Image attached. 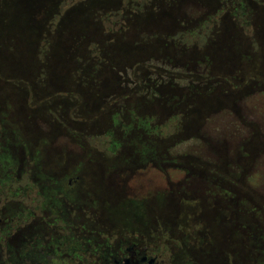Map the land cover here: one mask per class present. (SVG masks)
Here are the masks:
<instances>
[{
  "label": "flooded vegetation",
  "instance_id": "obj_1",
  "mask_svg": "<svg viewBox=\"0 0 264 264\" xmlns=\"http://www.w3.org/2000/svg\"><path fill=\"white\" fill-rule=\"evenodd\" d=\"M6 1L2 0V6ZM121 1H97L91 14L100 19L99 24L89 22L78 49L72 50L67 37L56 32L54 0H48L43 10L51 31L39 39L48 40L50 51L42 53L41 64L32 52L31 58L27 56L29 71L23 65L21 74L35 76L31 90L40 105H28L13 88L9 93L0 85V101L11 100L14 109L2 106L0 264H232L235 256L245 264L252 260L244 253L247 247L264 257L258 225V220L264 222V186L251 188L264 176L260 172L264 168V102L261 94L259 100L252 99L264 91V0H124L129 1L126 6ZM21 17L14 26L36 36L40 25L33 27L29 17ZM6 30L2 27V34ZM55 41L64 45L53 47ZM6 43L12 45L10 39ZM37 70H41L40 82ZM120 73L123 84L116 76ZM38 82L42 88L35 92ZM23 93L28 96L27 90ZM121 121L133 126L124 127ZM215 123L226 128L215 133L211 126ZM25 135H33L39 145ZM37 135H61L69 143L70 135L130 138L109 142L107 150H120L121 163H104L95 158L97 153H88L83 156L87 164L77 165L79 157L66 165L46 166L40 156L44 157L49 143ZM151 135H166L153 140L160 156L168 155L173 137L175 143L187 139L193 144L190 153L181 152L174 161L150 163V153L140 144L142 137ZM8 159L16 163V179L31 181L30 186L20 185L12 193L7 190ZM150 168L156 169L155 180L147 177L142 186L150 181L166 185L164 195L155 202L156 219L172 214L173 206L166 202L169 194L205 203L199 219L207 231L200 247H191L195 251H187V242V254L180 251L172 258L171 250L157 241L126 236L101 241L82 233L86 220L80 213L86 208L78 213V204L94 201V212L101 215L98 208L103 198L116 193V174L127 172L131 180L138 172L142 176L151 172ZM81 176L87 178L88 186ZM27 186L32 188L33 201L38 205L47 200L50 213L56 216L47 224L37 219L21 229L17 216L25 209L13 199L26 194ZM47 227L53 232L46 233Z\"/></svg>",
  "mask_w": 264,
  "mask_h": 264
},
{
  "label": "rangeland",
  "instance_id": "obj_2",
  "mask_svg": "<svg viewBox=\"0 0 264 264\" xmlns=\"http://www.w3.org/2000/svg\"><path fill=\"white\" fill-rule=\"evenodd\" d=\"M19 0H7L6 5L2 6V0H0V85L10 93V88H13L17 93L20 94V96H23L22 98L19 97L20 101L27 100L28 105L31 103L36 102V98L33 94L32 85L30 83H33V81L36 83L35 76H26L29 77L28 80H25L26 78L24 75H21L24 73V66L26 67V72L29 71V67L31 64V54L34 53V60H39L38 62L41 64L42 62V53L49 52V42H43L42 39H39V35H46L47 32H50V24L49 21L45 23L47 18V11L43 10V7L46 6V3H48V0H21L18 4ZM106 1L107 3H111L112 0H54L53 10L55 11V21H59L56 32L58 35L63 36L65 41L67 42V45H69V48L72 50L76 49L79 46L80 38L83 36V29L89 28V22L91 24H99V18L94 17L93 14H91V10L95 9L94 4L96 2ZM116 1V0H114ZM248 1V0H247ZM123 6H126L129 1H121ZM12 7L10 8V5ZM131 4V2H130ZM20 5V7H19ZM14 6L16 8V11H14ZM19 8V9H18ZM23 9V11H22ZM62 9V12L60 10ZM23 13L21 15H25L29 17L31 20V24L34 26L40 25L38 27L40 29L39 33L35 36L29 32L23 31L22 29H19L18 27L14 26L18 24V21H22V17L20 15V18L18 19V14ZM2 22H4L2 26ZM7 28L8 30L4 31V34H2V27ZM68 26V28L66 27ZM97 31L94 34H98L100 31L99 26L97 27ZM35 30L34 28H32ZM67 30V31H66ZM46 32V33H45ZM67 32V33H66ZM69 32V33H68ZM56 34V35H57ZM50 36V35H49ZM82 36V37H81ZM123 36V35H120ZM73 37V38H72ZM3 38V41H2ZM10 39L11 46L9 43H6V40ZM72 39V40H71ZM21 41V42H20ZM53 47L56 46H63L60 45L58 41L52 42ZM134 44V43H133ZM53 47H51L53 49ZM61 48V47H60ZM82 48V47H80ZM78 49V48H77ZM22 51V52H20ZM70 51V50H69ZM68 51V52H69ZM40 52V54L38 53ZM21 53V55H20ZM26 56V57H25ZM29 56L30 58H27ZM24 58V59H22ZM70 59V58H68ZM7 61L14 62L13 64L9 65ZM3 63L5 64L3 66ZM18 63V65H16ZM105 64H113L112 62H105ZM16 65V66H14ZM24 65V66H23ZM32 69V68H31ZM251 69V68H250ZM9 71H12L14 74L9 73ZM41 70H37V77L39 78V82L41 77ZM31 73V71H30ZM117 78L120 80L119 83L123 84V77L120 73L116 75ZM128 78H131V75H127ZM249 77V75L247 76ZM34 78V79H33ZM264 79V77H262ZM25 80V81H24ZM36 84L38 88H36L34 91L36 92L39 88H42V85ZM205 82V81H201ZM185 85V84H184ZM61 86V85H60ZM23 90L28 91V96H24ZM41 90V89H40ZM39 92L38 94H40ZM260 94L262 96V100L264 102V91L263 93L258 92V96H256L254 101H257L260 99ZM4 99V102L0 101V137H2V106H5L6 108H10L12 111H14L11 105V100ZM13 105H16V99L12 98ZM244 101V100H243ZM40 100L35 103V105H40ZM5 109V108H4ZM10 109H7L6 111H10ZM7 114V112H6ZM10 115V114H9ZM213 115H210V117ZM217 116L213 117L215 119ZM7 119V118H6ZM5 119V120H6ZM12 121L15 122V118H10ZM121 125L124 127H131L133 124L122 122ZM159 126V124H156ZM154 124V126H156ZM211 126H214L215 133H221L223 132L224 127L226 128V125H220V124H211ZM120 130V129H119ZM168 130V129H167ZM166 130V131H167ZM167 134V133H165ZM37 138H44V143H49L45 149L48 151H45L44 157L42 158V153L40 156V159L42 160V164H45L46 166L48 164H56V165H66L68 164L70 160L76 159L81 157L80 159H77V165L85 163L87 164V159L84 158V155H88V153H97L98 155L95 157L97 160L102 161L104 163L108 164H117L121 163L122 156L119 152L120 150L116 151V153H110L107 148L109 147V142L112 144L120 143L121 141L130 138L129 136L124 135H70V142L69 143L66 139H63V137L60 135V138L53 137V136H45V135H37ZM132 137V135H130ZM135 136V135H133ZM166 135H158L157 138L164 139ZM25 138L28 141L34 142V145H39L40 141H34L33 135H25ZM35 138V139H37ZM154 135H151L150 138H144L141 139V144L143 147L147 149V151L150 153L149 159L152 161L150 163H156V164H164L167 161L175 160V157L181 154V152L184 153H190V145L193 144L190 142V140H184L183 142H177L175 143L174 137L173 140L169 142L170 148L168 150V155L160 156L158 154V146L153 140H157ZM139 139V138H138ZM10 140V138H9ZM7 140V142L9 141ZM146 143L149 145L147 146ZM64 145H67L66 147ZM111 146V145H110ZM149 147V148H148ZM35 148V147H34ZM2 139H0V160L2 158ZM183 149H189L181 151ZM18 151L15 150L14 154H16ZM89 156V155H88ZM128 156H124V158H127ZM165 157V158H164ZM110 159V160H109ZM107 160V161H105ZM8 172L10 176V180H7V185L9 188L7 190L12 193L17 187L20 185L24 188L26 185H31V181H24L21 182L20 180L16 179V176L14 173L17 171L16 163L10 159ZM127 162L129 160H126ZM126 162V163H127ZM71 163H74L71 162ZM16 167V168H15ZM30 167H28L29 169ZM152 171L147 172L142 176L141 172H138L132 177L130 180V176H128L129 173L127 172H119L116 174V182L115 185L116 193L114 195H108L107 197H104L100 208H98V212L101 213V215L98 213L95 214L94 212V201H91L89 203L86 202V204H83L81 202L78 204L79 207H77L78 213L82 212L86 208V212L80 213L84 216L86 222H83L85 229L82 231L85 235H88L87 237L94 238L97 240H106V238L111 236H126L130 238H143L145 241H157L159 244L161 243L163 246H166L171 250L169 253L172 258L175 257L180 251H183L184 254H187L185 252L184 245L185 243H189L188 250L192 251L193 248L191 247H200L199 243L201 240L204 239L203 233L207 231V227L203 226L202 221L199 219L201 217V206H204L205 203L202 204V202L199 200V204H197V201L193 202L189 198L184 200H179L175 198L172 194H169L166 198V202L171 204L173 206V212L172 214L165 215V218H162V220L156 219V212L159 211L158 206L155 204V202L160 201L159 195H164V189L166 185L165 182L161 181H150L145 182V187L142 186V181L147 180V177L152 178V180H155V168H150ZM264 173V168L260 170V172ZM149 175V176H148ZM87 178L81 176V182L84 184H87L88 181ZM252 179V178H249ZM17 180V183L15 182ZM136 181V182H135ZM261 182L254 183V186H251V188H254L256 190H262L264 186V176ZM139 183V186H136L135 184ZM149 184V185H148ZM94 185V184H93ZM248 185V184H247ZM251 184H249L250 186ZM27 186L25 189L26 194L20 197V199H13L14 202L19 203V205H22L24 207L25 211L24 213H21V215L17 216L18 221L22 222L21 229L28 227L29 225H32L33 222L36 223L37 219L40 222H45L47 224L48 219H53L56 214L50 213V203L48 204L47 200L45 203H43V200L38 205L33 201L34 195L31 191V187ZM129 187V188H128ZM132 188L133 192L132 193ZM34 191V190H33ZM132 193V194H131ZM35 194V193H34ZM167 194H165L166 196ZM264 197V193L262 194ZM135 199V201H134ZM162 201V200H161ZM135 203V204H133ZM147 210V217L144 215V209ZM206 209V208H205ZM204 209V210H205ZM197 210L196 212H194ZM200 210V212H199ZM218 211V210H217ZM149 212V213H148ZM186 212H188L189 216H187ZM175 216V214H177ZM221 213V212H220ZM200 215V216H199ZM175 216V217H174ZM199 216V217H198ZM170 217L166 220V218ZM221 220H219L220 222ZM255 224V223H253ZM258 225L261 229V232L263 234V243L264 245V222L261 220H258ZM49 230H48V229ZM45 228L46 233H52L53 230L51 227ZM50 238H57L58 234L55 236H49ZM19 236V235H18ZM113 238V237H112ZM5 243H8L5 239ZM155 244V245H156ZM197 245V246H196ZM195 251V250H193ZM262 252V251H261ZM244 253H246L247 256L252 257V260L247 261L245 264H264V257L260 255H255V250L249 249L247 247L244 250ZM264 254V251H263ZM260 256V257H259ZM65 257V256H64ZM70 257V256H69ZM234 258L233 256H231ZM3 257H1L2 259ZM66 258V257H65ZM88 261V257L86 258ZM237 259V261H235ZM234 262L232 264H241L242 260H239L235 256ZM244 261V259H243ZM60 264V262H58ZM76 264V263H75ZM81 264V263H80Z\"/></svg>",
  "mask_w": 264,
  "mask_h": 264
},
{
  "label": "trees",
  "instance_id": "obj_3",
  "mask_svg": "<svg viewBox=\"0 0 264 264\" xmlns=\"http://www.w3.org/2000/svg\"><path fill=\"white\" fill-rule=\"evenodd\" d=\"M14 264V263H13ZM18 264V263H17ZM56 264H59L58 262H56Z\"/></svg>",
  "mask_w": 264,
  "mask_h": 264
}]
</instances>
